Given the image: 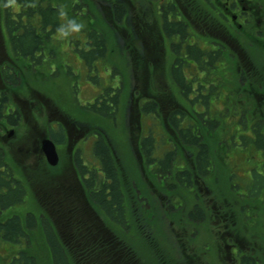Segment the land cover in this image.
<instances>
[{
  "label": "rangeland",
  "instance_id": "rangeland-1",
  "mask_svg": "<svg viewBox=\"0 0 264 264\" xmlns=\"http://www.w3.org/2000/svg\"><path fill=\"white\" fill-rule=\"evenodd\" d=\"M114 1L115 0H94L93 2V0H89L87 5L92 7V13L89 14L90 17L85 20L84 17L88 16L86 12L85 15L81 16V22L79 20L76 22V19H74V21L71 20L73 21L72 25L70 24V17L74 15L72 12L69 13L65 30L55 32L48 41V44L55 49L54 63H49L48 66L44 67L38 65L36 68L33 67V71L27 68L25 69V73L21 70V66L27 64L21 63L20 66L15 67L18 72L15 74L18 78V84L16 86L15 84L12 85L11 91L20 92L22 90H32L36 88L45 90L50 96H54V98H56V94H62V91H68V96L74 106L63 107L66 110H70V113L76 116L71 117L78 120L85 118L83 115V103L87 104L91 101L93 97L97 96L102 91L103 87L121 86L122 91L120 97L125 103L123 110L124 117L121 115L119 119L120 126L118 128L112 127L110 120L103 128L108 129L109 132L106 131L110 135V142L116 147L114 154L116 155L117 165H120V170H122L121 172L123 173L122 181L128 186L129 192L136 193L137 199L142 191L145 197H141V200L143 202L146 201V205L142 206L143 209L149 211L153 208L155 212L158 213V217L162 219L158 221L159 224H161V229L159 225L158 227L152 228L150 217L144 218L142 224L135 221L128 224L127 232L132 243L139 246L143 252H147L146 255L148 257L145 256V258L150 264H157L158 262V260H155L157 255L155 251V249H157L156 244L157 247L159 246V250H166L165 248H167L172 253H175L174 256L178 259V261L175 260L176 263H181L184 260H191L192 258L193 262L194 260L196 261V264H231L229 257L238 255L241 250H247V255L257 257L264 263V201H262L260 197H257L258 199H251L247 194L245 195L251 183L249 181L251 175H253L252 169L263 160V154L253 147L252 144L243 146V140L240 138L241 134L238 133L242 132L241 129L237 132L238 134L231 137L238 123L236 117L232 116L231 113L238 110V105L237 107L235 106V110L232 108V110L223 117V124L212 134L214 137V139H212V144L215 153L214 170L207 176L209 177L207 186L205 183L201 185L199 182V184H196L192 188L196 193L187 188H180L179 186H175L174 191H168L160 182V177L156 172L152 171L153 168H149L147 165L146 167L144 166V169L141 167V161L138 158L139 155L135 152V143L139 133L142 131L140 129L141 127L151 126L152 128L154 125L155 129L153 130L156 142H159L162 138H164V140L166 138L168 139L166 143L164 142L160 147H157L155 157L161 158L165 153L174 149V143L170 137L172 133L169 131L166 132L163 126L158 125L160 121L158 115L152 112H150V114H145L144 117H142L144 125H141L140 118L138 122L133 118V116L137 118L139 112H141V108L137 107V102L142 103L144 98L143 83L145 82V63L142 56L145 50L143 48L141 35L136 39V35L132 32L133 35L131 39L134 37V40H139L137 43L139 48L135 47L134 50H131L128 48V40L123 31L111 24L109 16L107 15L109 11L104 9V7L111 9ZM123 1L126 2L130 12L134 4L137 6L144 3L145 9L148 8L147 4H145L147 0ZM255 1L252 3L258 8L260 2ZM104 2H108L106 6L103 4ZM14 7L15 9H20V5L17 3H15ZM63 9L65 12L64 18H67V6H64ZM154 9L158 11L159 8L155 5ZM200 9L208 14L203 8L202 3H200ZM93 14L96 18V26H94V28L100 31H106V39L110 49L107 51L104 58H97L93 62L95 68L93 67L92 70H90L87 62L82 59L79 55L80 53L75 49L78 47V49L88 50V45L85 41L86 30L90 28L88 24L90 20L92 21L91 15ZM75 17L78 18L77 15ZM257 17L262 19L261 11ZM83 18L84 20H82ZM207 18L210 23L214 25L215 32L214 34L209 33L208 30L205 29L204 24L198 20L201 45L208 49H216V51L220 52L219 58H227V62L224 63L225 67L223 63H218L219 74L222 75L224 79L222 78L219 80L218 78L219 81L215 82L217 87L213 84V86L217 88L218 99L214 101L210 98L207 99L211 102L209 105L212 111L216 113L219 109L225 110L226 102L224 100L226 93L230 94L231 99L228 100V105L232 106L231 92L234 90L233 85H235L232 83L233 76L235 73L238 75L242 73L243 69H245L246 59L248 58L247 61L255 64V66L260 64L258 59L256 60L253 57L254 49L251 48V42H247L246 33H244V31H239L237 33L228 32L226 30L227 39H224L221 37L222 34L217 32L218 29L222 28L220 22L209 14ZM108 23L110 25H108ZM74 24H82L83 27L81 30L83 33L81 30L75 31ZM122 24L128 25L126 21ZM211 24L207 23L209 26H212ZM254 24L256 28L262 27L261 21L258 22L254 20ZM129 25L131 26V24ZM256 28L251 31H254ZM108 33L110 36H108ZM73 35H76L75 37L77 38L71 41ZM9 40L10 38L5 28L3 17L0 14V64L3 62L10 65L14 64L10 58L11 50ZM131 57H133L132 59L135 63L131 61ZM259 61L262 66V63L264 64V53L259 54ZM156 64L158 69L161 67L165 77H160L162 80V88L159 86L158 72H156L155 77H151L152 91L158 96L163 97L162 99H168L169 94H171L169 86L171 80L167 77L168 68L165 66L163 60ZM57 66H59L60 69ZM48 70H50L51 73L50 71L48 73ZM150 70H152L153 73L155 72L154 65H150ZM114 71L118 73L116 72V74H114ZM186 71L189 77L191 73H193V79H197L194 66L189 65ZM47 74H50V79L47 78ZM209 77L210 73H208L205 78L209 80ZM59 78H64V85L60 84ZM122 79L123 83H121ZM9 83L4 82V88L5 85H9ZM138 87H142V89L139 90ZM212 90L213 88L211 89V87L204 88V93H209L211 97H214V94L211 93ZM160 92H162L163 95H160ZM190 95L193 96L192 93ZM261 98L262 95L259 94L255 97L256 101H260ZM66 102L68 101L66 100ZM203 105L204 104L198 109L203 110ZM258 106L262 108L263 105L261 103ZM161 114L165 116L163 112ZM97 120L86 118L87 123L90 125L88 130L90 136L87 135L85 144L87 145L85 149L87 156L90 155L89 148L92 143V138L96 137L98 134L97 132L100 130L99 121L96 122ZM114 121H116V119ZM237 127L239 128L240 126L237 125ZM61 151L64 153L63 150ZM176 153V158L179 161L175 164L178 166L181 164V159L190 160L191 151L189 149H183L178 146L176 148ZM91 155V161L88 160V163L94 162V153L92 152ZM134 168L136 169V173L132 170ZM259 170L262 169L259 167ZM143 171L150 172V176L148 175L149 173H144ZM130 177L135 178L137 184L135 183L134 185V181ZM149 181H151V183ZM258 181H261V179L258 178ZM152 182L156 185H153ZM235 183H238L240 187L234 186L233 184ZM165 192L166 194H173L174 202L176 197L178 201L182 200V205H174L167 211L165 205L170 204L169 198L164 195ZM194 202L199 203L205 214L200 208L194 209L195 205H191V203ZM222 203L224 205H222ZM135 205L139 204L135 203ZM228 205L238 210L233 220H231V218H222V213H226V210L232 212ZM242 205L246 206V213L241 210ZM19 209V207H16L14 210L12 208L10 210H13L12 213L14 214L23 215L25 210L21 212ZM144 210H142V212ZM166 212L174 213V217L173 215H168ZM191 212L196 216H205V219L201 221L197 216L196 219L199 221L194 220L190 216ZM10 213L11 211L6 212V214ZM31 214L38 217L41 213L36 210L32 211ZM68 214L69 212H67V215ZM68 220L69 218H64V221ZM140 225L146 226L147 231L153 234V239L156 240V244L148 240L150 235H144V233L143 235L140 234ZM51 228L52 226H41L38 224L36 228H33V230L31 229L30 242L28 243L29 247L28 244L25 246L24 242H0V264H6V258L9 259L13 257L19 253V251L24 250V248H26V250L29 248L32 254L40 259L42 264H49L47 246H50L48 243V233L51 232ZM112 228V231L116 230L114 227ZM227 232L236 234L245 246L242 245L241 242H236V244L233 245L235 247H229L228 244H231V242L226 236ZM145 240H148V245H140L139 241L143 242ZM170 264H175L173 259L172 262L170 261Z\"/></svg>",
  "mask_w": 264,
  "mask_h": 264
},
{
  "label": "trees",
  "instance_id": "trees-1",
  "mask_svg": "<svg viewBox=\"0 0 264 264\" xmlns=\"http://www.w3.org/2000/svg\"><path fill=\"white\" fill-rule=\"evenodd\" d=\"M85 1V13L87 12L88 14L87 17H84L86 20L90 17L89 14L92 13V7L87 5L89 0ZM255 2H260V5L257 4L262 12V27L256 28L254 22H252L244 27L242 31L246 33L247 42H251V48L254 49L253 57L256 60L258 59L260 65L255 66V64L247 61V58L245 69H243L242 73L239 75L237 73L234 74L232 83L235 85H233L234 90L231 92L232 106L228 105V100L231 99L230 94L226 93L225 95V104L228 106V110L225 112L218 111L216 113L206 112L191 114L174 111L162 116L161 113H154V108H152V111H150L147 106L142 108L146 113L153 112L158 115V117H160L158 125L163 126L166 132L169 131L172 133V136L170 137L174 143V149L165 153V159L155 157L157 147H160L165 140L162 138L161 142H156L152 129H150L149 135L143 137L142 144V153H144L147 159L150 162L158 161L160 163L161 167L154 169L155 172L162 171L164 177H167V179L170 177L172 180L175 178L178 180L188 178V175L178 173L177 168L173 165L176 161V148L178 146L191 151V156L194 157V165L189 168L199 170L202 172L200 174L206 175L205 172H208L209 167L212 165L211 161H214L215 159L212 144V139H214V137L212 134L223 124V117L228 114L232 108L235 110V106L237 107V105L238 110L231 113V115L235 116L238 120L236 129L232 132L231 137L238 133L241 134L240 138L243 140V146L252 144L253 147L261 151L264 159V64L262 63L261 66L259 61V54L264 53V0H256ZM15 3L20 5V9H15V7L9 3V0H0V14L3 17L4 25L10 38V58L14 62L13 65L7 64L6 62L0 64V75L5 82H10L9 85L6 84L4 88L8 90H11L12 85L15 84L16 86L18 84V78L15 75L18 72L15 67L20 66L21 63L27 64L21 66V70L24 73L27 68L33 71V67L36 68L38 65L44 67L48 66L50 62L54 63L55 49L48 44V41L55 32L65 30L69 17V13L66 12L68 16L67 18H64V12H62L59 7H52L50 5V0H15ZM166 8L167 10H173V5L169 4ZM111 9L114 15L110 14L108 16L111 24L116 26V23L120 22L122 15L127 14L128 7L126 3L117 1L115 4L113 3ZM205 10L207 11V9ZM203 14H209L216 20L219 19L217 18L216 13L213 14L210 12L206 14L203 11ZM73 15L74 16L70 17L71 25L74 19H76V22L77 20H81L76 18L75 14ZM91 16L92 21L90 20V23L88 24L90 28H87L88 31L86 30L88 50H82L76 47V51H78L80 53L79 55L87 62L90 70H92L93 67L95 68L93 62L97 58H104L107 51L110 49L106 39V31L95 29L96 18L94 14ZM84 18L82 20H84ZM109 23L108 25H110ZM50 27L52 28L50 29ZM254 28L256 29L251 31ZM108 36H110L109 33ZM219 55L220 52L216 50H210L208 52L196 49L195 53H193V57L200 64L202 63L203 57H209L208 64L211 65L209 73L212 75V79H206L205 82L209 83L211 89L213 88L211 92L214 94V97L217 98V88H215L213 84L216 85L215 82L221 80L223 77L219 74V71L214 70L213 67L216 59L219 58ZM46 58L48 61H44ZM183 62L180 63V65L184 67L187 63L185 62L184 64ZM182 66L174 70V73L177 75V82L180 83V85L185 84ZM57 67L60 69L59 66ZM49 71L50 70H48V73ZM116 72L117 71H114V74H116ZM46 76L50 79V74H47ZM59 80L60 84L64 85V78H59ZM121 83H123V79L121 80ZM201 86L204 87L203 85ZM0 89L3 88L0 87ZM138 89L140 90L142 87H138ZM121 91V86L103 87L94 106H82L84 109L83 115L88 119H99L96 122L99 121V127L103 129V132L101 129L98 132V139L95 143L94 151L102 169L106 172L108 178L111 179V183L104 184L99 192H93L90 199L94 202L95 205L93 206L97 210V213L103 217L104 222L108 227L101 226L99 222H95L92 216L86 214L77 205H71L70 209L67 211L60 212L53 210L50 206V226H52V228L50 229L51 232L48 233V243L50 246H47V254L50 261L49 264H150L145 258L147 252H143L139 246L132 243L127 232V226L128 223H130L127 221V218L131 220V223L135 221L142 224L144 218L150 217L152 228L158 227L159 225L160 229L161 224H159L158 221L162 219L158 217V213H156L153 208L148 211L147 209L144 210L142 205H122L119 178L122 179L123 173L121 172L122 170H120V165H117V161L115 160L116 156L114 157L113 155L111 145L106 141V138L110 139V135L107 133L108 129L103 128L106 126L107 122L109 120L111 121V118L116 115L115 109L117 108ZM258 94L262 95L260 101H256L255 99ZM52 97L54 98V96ZM54 99L56 105H58L62 111H67L63 106H74L68 96V91H62V94H56V98ZM65 99L68 102H66ZM261 103L263 105L262 108L258 106ZM152 105L155 106L156 103L152 102ZM3 116L4 111L0 107V120ZM237 125L240 127L238 128ZM112 127L115 126L112 125ZM239 129H241L242 132H238ZM53 135L54 140L59 141L63 139V132H60L58 136H55V134ZM255 168L252 172L253 181L249 184L247 194L251 199H258L257 197H260L261 195L264 196V160L260 167L263 171H258V169ZM55 170H58V167H55ZM132 170L136 173L135 168ZM167 172H172V174ZM156 174L158 176L160 175L159 173ZM258 178H260L261 181H258ZM125 184L123 182L124 186H126ZM168 186L170 189H173V191L175 190V184H169ZM107 189H109V192L106 191ZM20 192V189L17 188L15 190H10L7 195H0V203H3V205H0V215L1 213L2 215L4 213L2 212L3 207L7 208L12 206L6 205V203L16 199V196L21 194ZM262 201H264V199H262ZM173 206L174 205H165V209L168 211V209ZM198 208L202 209L199 205H195L194 209ZM242 208L245 209V206ZM142 210L144 211L142 212ZM67 212H69L68 215ZM166 213L168 215H173L174 217V213ZM22 216L24 218L25 213ZM190 216L194 220H198L196 219L198 215L196 216L191 212ZM198 217L199 220L204 218V216ZM64 218H69V220L64 221ZM45 222L46 221H44V223ZM33 223L34 219L32 218L31 213H29L25 219L13 215L12 218L5 222L0 221V235L6 237L9 240L8 242H24V245L26 246V244L30 242L31 231L33 228H36ZM112 227L116 230L112 231ZM143 233L144 235H150L148 240H150L151 243L155 242L156 244V240L153 239V234L147 231L146 226L140 225V234L143 235ZM21 239H27V241H20ZM148 240L143 242L139 241V243L140 245L146 246L148 245ZM156 248L155 251L157 255L155 260H158L159 264H170L172 259L175 264H196V261L194 260L193 262L192 258L191 260H184L181 263H176L175 260L178 261V259L174 256L175 253H172L167 248H165L166 250H159L157 244ZM13 258L11 264H42L40 259L33 255L29 248L28 250L24 248V250L19 251V253ZM241 264L264 263L261 262L260 259L257 260L253 256L246 255L243 257Z\"/></svg>",
  "mask_w": 264,
  "mask_h": 264
},
{
  "label": "flooded vegetation",
  "instance_id": "flooded-vegetation-1",
  "mask_svg": "<svg viewBox=\"0 0 264 264\" xmlns=\"http://www.w3.org/2000/svg\"><path fill=\"white\" fill-rule=\"evenodd\" d=\"M117 1L126 3L123 0H115L114 4ZM253 1L255 0H147L145 3L148 6L147 9H145L144 3L137 6L134 4L131 12L128 9L127 14L122 15L120 22L116 23V28H120L125 34L128 40V48L131 50H134L135 47L139 48V45H137L139 40H134V37L131 39L134 33L136 39L141 35L143 48L145 50L142 56L145 63V82L143 83L144 98L142 103L137 102V107L141 108L138 117L136 118L133 116L137 122L140 118L141 125H144L142 117H144L146 112H144L142 108L145 106H147L150 111L154 108V113L163 112V114H169L174 111L190 114L213 112L209 105L211 102L207 99L210 98L214 101L218 98L211 97L209 93H204V88L210 87L209 83H205V77L211 68V65L208 64L209 57H203L201 64L193 57V53H195L196 49L208 52L214 50L201 45L198 20L204 24L205 29H207L209 33L214 34L215 30L214 25L211 24L207 18L208 15H204L203 11L200 9V3H202L204 9H207L208 13H216L222 27L220 28L221 30L218 29L217 32L222 34V38L227 39L226 30L228 32L238 33L242 31L244 27L254 22V20L258 22L261 21V19L257 17L260 8L255 7L252 3ZM107 3L108 2H104L103 4L106 6ZM169 4L173 5V10H167L166 7H168ZM50 5L52 7H59L60 9L62 7V12H64V6H67L68 9L66 12H73L79 19L81 16L85 15L86 11L85 0H50ZM155 5L159 8L158 11L154 9ZM104 9L109 11L107 15H114L112 9L108 7H104ZM124 21L128 23L127 26L122 24ZM207 23L212 26L207 25ZM129 24H131V26ZM51 28L52 27H50V29ZM75 36L76 35H73V37ZM132 58L133 57H131V61L135 63ZM161 60H163L165 66H167V77L171 80V84L169 85L171 94L168 93V99H162L163 97L158 96L152 91L151 77H155L156 72H158L159 86L162 88V80L160 77H165V75H163L164 72L161 67L158 69L156 64L160 63ZM226 60L227 58L225 57L216 59L213 69L219 70V62L223 63L225 67L224 63L227 62ZM44 61H48V59L46 58ZM182 62L184 64L186 62L187 64L183 67L180 65ZM150 65H154V73L150 70ZM189 65L195 67L194 72H196V80L193 79V73H191L190 77L187 75L186 69ZM180 66H182L183 79L185 81L184 85H180V83L177 82V75L174 73V70ZM211 77L212 75L210 74L209 78ZM4 82L3 77L0 75V87L3 88L0 89V107L4 111V116L0 120V195H7L10 190H15L17 188L20 189L21 194L19 196L17 195L16 199L13 201L6 203V205L12 206L7 208L3 207L2 212L4 213L3 215L1 213L0 221L5 222L12 218L13 215L25 219L29 213L37 210L40 211L41 214H39L38 217L32 215L34 227H37L38 224L41 226L42 224L43 226L47 224L50 227V206L53 210L60 212L67 211L70 209L71 205L79 206L86 214L93 217L91 214V212H93L91 205L95 204L90 199L91 194L93 192H99L104 184L111 183V179L108 178L95 155L94 149L98 134L96 137L92 138V143L89 148L90 155L92 152L94 153V162L88 163V160L91 161L90 157L92 155L87 156L85 150L87 147V145H85L87 135H89L88 130L90 128V125L86 121V117L84 119H74L71 117L74 115L70 113V110L62 111V109L56 105L55 99L45 90L34 88L32 90L16 92L4 89ZM162 92L159 94L163 95ZM191 93L193 96L190 95ZM97 98L98 95L93 97L86 106H94ZM152 102H155L156 105L153 106ZM202 104H204L203 110H199L198 108L201 107ZM124 105L125 103L120 97L117 108L115 109L116 115L111 118V124L113 123L112 125L117 128L120 126L119 119L121 115L124 117ZM228 109V106H226L224 111L223 109L221 110L225 112ZM221 110L219 109L216 112ZM115 119L116 121H114ZM150 127L151 126L140 128L142 131L139 133L138 139L136 140L135 152L139 155L138 158L141 161V167L144 169V166L146 167L147 165L149 168H153L152 171L155 172L154 169L161 167L160 163L158 161L150 162L144 153H142L143 137L149 135ZM99 129L103 132L101 127H99ZM60 132H63V139L59 141L54 140L53 134L58 136ZM50 139L56 143L60 157L59 163L56 166L50 164L44 149L45 141ZM167 140L168 139H165L164 142L166 143ZM106 141L110 140L106 138ZM159 142H161V140H159ZM108 144H110V142ZM111 147L115 157L114 150L116 147L114 145H111ZM61 150H63L64 153H62ZM161 159H165V154ZM115 160L117 161L116 158ZM178 161L179 160L176 158L175 163ZM262 161H260L255 168L258 169V171L259 167L262 165ZM175 163H173V165L177 168V172L182 175H188L187 179L182 178L178 180L175 178L172 180L170 179L171 177L167 179V177H164L162 171H156V173L160 174V182L168 191L173 190L169 188V184H175L180 188H187L192 192L194 191L192 188L196 184H199V182L201 185L205 183L207 186L209 183V177L207 176L214 170L213 160L211 161L212 165L209 167L208 172H205L206 175L200 174L202 172L199 170L190 169L189 167H193L194 165V157L192 156L189 161L187 159H181V164L179 166ZM55 167H58V170H55ZM143 172L149 173L148 175L150 176V172ZM167 173L172 174V172ZM130 178L134 181V185L135 183L137 184L135 178ZM252 181L253 175H251L249 182ZM119 182L122 205H135V203L142 206L146 205V201L143 202L141 200V197H145L141 189V193L136 199L137 194L130 193L128 186L125 184L127 186L126 188V186L123 185L121 178H119ZM149 182L151 183V181ZM152 184L154 185L155 183L152 182ZM233 185L240 187L238 183ZM106 191L109 192V189ZM246 194H248V191L245 192V195ZM164 195L169 198L170 205H182V200L178 201L177 197L174 202L173 194H166L165 192ZM260 198L262 200L264 196L261 195ZM0 205H3V203H0ZM191 205H199V203L194 202L191 203ZM222 205L224 204L222 203ZM228 206L232 212L226 210V213H222V218H231V220H233L238 210L236 208H231L230 205ZM243 206L245 205H242V207ZM16 207H19L21 212L25 210L24 218L20 214L12 213ZM11 208L13 210H10ZM241 210L245 211L246 206L245 209L242 208ZM7 211H11V213L6 214ZM204 219L205 216L200 220L203 221ZM44 221H46V224ZM127 221L130 222L128 224H131L129 218H127ZM226 236L231 242V244H228L229 247H235L233 245H235L236 242L242 243V240L234 233L227 232ZM25 240L27 241V239H21L20 241ZM8 241L6 237L0 235V242ZM242 245L244 244L242 243ZM246 255L247 250H241L238 255L229 257V260L231 264H241L243 257ZM13 257L9 259L6 258V264H11L14 259ZM255 258L259 260V258Z\"/></svg>",
  "mask_w": 264,
  "mask_h": 264
},
{
  "label": "water",
  "instance_id": "water-1",
  "mask_svg": "<svg viewBox=\"0 0 264 264\" xmlns=\"http://www.w3.org/2000/svg\"><path fill=\"white\" fill-rule=\"evenodd\" d=\"M44 149L46 151L50 164L57 165L59 162V155L54 141H52L51 139L46 140L44 143Z\"/></svg>",
  "mask_w": 264,
  "mask_h": 264
},
{
  "label": "clouds",
  "instance_id": "clouds-1",
  "mask_svg": "<svg viewBox=\"0 0 264 264\" xmlns=\"http://www.w3.org/2000/svg\"><path fill=\"white\" fill-rule=\"evenodd\" d=\"M9 3L15 6V0H9ZM83 27L82 24H74V30L79 31Z\"/></svg>",
  "mask_w": 264,
  "mask_h": 264
}]
</instances>
